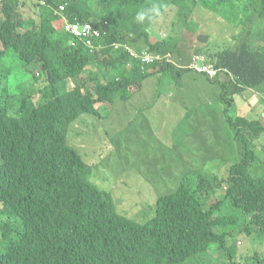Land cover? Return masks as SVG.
Instances as JSON below:
<instances>
[{"label":"trees","instance_id":"obj_1","mask_svg":"<svg viewBox=\"0 0 264 264\" xmlns=\"http://www.w3.org/2000/svg\"><path fill=\"white\" fill-rule=\"evenodd\" d=\"M36 1L43 11L38 25L19 16L20 0H0V214L3 220L6 216L9 222L21 225L13 239L0 246V264H198L212 243L223 246L229 231L218 229L228 224L264 239V161L261 175L251 172L256 164L252 146L264 133V123L257 118L264 119V0ZM243 1L245 9L254 8L248 21L261 20L263 24V59L258 53L246 54L247 35H231L227 45L223 37L211 40L216 32L224 34V28L212 32L200 22L198 33L205 34L209 42L195 43L193 50L224 70L214 79L190 74L187 67L175 68L163 58L142 66L127 52L110 46L91 51L78 40L71 46L70 36L51 26L55 9L64 3L68 18L90 21L105 32L101 42L127 43L159 54H179V50L182 54L183 44L179 42L177 49V39L152 41L149 23H135L136 12L153 4L170 5L169 16L182 17L183 25L199 9L226 21L230 18L225 13ZM14 59L33 64V69L40 71L25 81L15 97L12 89L18 90V77L10 70ZM149 69L189 76L197 88H204L201 96L214 95L222 104L224 120L205 111L201 114L205 119L200 123L194 120L197 125L185 134V142L197 148V154L189 148L171 150L169 165L162 158L151 160L140 155L145 163L138 168L140 174L131 167L129 170L148 183L150 187L144 184L155 192L156 200L153 215L136 223L127 212L117 210L110 193L113 183L107 186L92 169L103 165L107 155L92 159L91 166L73 144L75 148L67 144V132L83 114L99 118L97 102L127 100L152 74ZM207 85L218 87V92ZM236 97L245 101L248 110L231 116L228 112L235 111ZM222 125L240 143L239 160L232 163L227 156L218 170L220 177L189 169L190 161L207 153L209 139L202 127L216 134ZM222 183L226 190L208 204ZM141 212L136 214L137 220ZM227 257L232 263L235 252Z\"/></svg>","mask_w":264,"mask_h":264},{"label":"rangeland","instance_id":"obj_2","mask_svg":"<svg viewBox=\"0 0 264 264\" xmlns=\"http://www.w3.org/2000/svg\"><path fill=\"white\" fill-rule=\"evenodd\" d=\"M35 3L36 0H20L19 16L38 20L39 8ZM243 4L244 1L236 3L234 10L225 13L231 20H236L237 17L243 18L248 12L243 25L233 24L230 26L229 32L232 36L235 34L236 37L247 35L249 44L245 49L246 54L254 56L255 53H258L263 59V45H255L253 41L256 35L263 31V24H261V20L248 21L253 17L254 8L245 9ZM170 10L171 6L166 5L156 24L149 23V35L156 34L159 29L167 32L172 26H181L183 18H171ZM197 24L194 34L189 35V40L195 43L209 42L205 34L198 33L200 21H194L192 26L195 27ZM55 25L59 28L57 23ZM207 27L211 28L210 23L207 24ZM218 37L221 36L216 32L211 40ZM181 38H185V36H181ZM232 43L236 44L237 41ZM175 45L178 49L180 43ZM177 52L180 54L179 50ZM194 53L197 52L193 51L191 56ZM7 64L8 60L3 62L4 67ZM33 67V64L26 65L19 59H14L11 62L10 70L13 76L18 77V90L12 89L13 97L22 91L25 81L31 75H38L40 71L34 70ZM149 71L152 74L142 82L141 89L130 93L127 100H114L112 103H115L116 106L113 108L108 107L112 103L97 102L95 107L100 113L99 118L83 114L80 117L84 116V118L75 122L72 127L70 126V130L68 129L67 132V144L73 148L76 147L75 149L88 164L91 165L90 162L96 157L107 155L103 165L96 168L91 165L92 169L96 170V177L107 186L113 183L110 193L117 210L119 212L124 210L127 212L128 218L139 223H143L153 215L156 194L154 191L148 190V183L143 182L140 176L130 171V167L140 174L138 168H143L145 164L140 155H146L151 160L162 158V162L169 165L171 150L177 152L189 148L193 154H197L198 149L185 142V134L194 130L197 122L200 123L199 120L205 119L201 115L204 111L209 112L212 117L224 120L222 104L217 102L214 95L211 98L205 95L201 96L204 93V88H197L194 81H188L189 76H176L170 70L156 72L154 69H149ZM85 73H89V70L86 69ZM15 83L16 81L12 82L14 88ZM153 84L159 91L161 100L150 99L152 96L150 88ZM181 84L183 86H180ZM66 86L67 89H70L72 83L68 80ZM206 87L216 90L213 85ZM247 110L248 106L245 101L236 97L235 111L228 112V114L239 116ZM10 115H13L12 112ZM246 116L251 117V115ZM257 118L263 122V118L259 116ZM202 130L205 137L209 139L207 153L202 158L190 161L187 167L198 169L203 175L220 177L218 170L226 162L227 156H231L232 163L239 160L240 143L226 125H222L216 134L205 127H202ZM159 143L164 146L161 147ZM252 150L256 164L254 163V170L251 172L254 175H261L264 161V133L255 140ZM168 172L167 177L171 175L170 170ZM88 180L95 184L90 178ZM95 185L103 190L99 185ZM225 190L226 184L222 183L221 187L217 189L216 195L211 196L208 204L216 201ZM141 210L140 218L137 220L136 214ZM0 216L1 224L3 215L0 214ZM218 230L229 231L224 237L223 246L219 247L220 242L212 243L208 255L199 260L198 264H264V239L257 238V235L248 236L230 224ZM1 241H3V236L0 229ZM234 252L233 262L228 263L227 255H233Z\"/></svg>","mask_w":264,"mask_h":264},{"label":"clouds","instance_id":"obj_3","mask_svg":"<svg viewBox=\"0 0 264 264\" xmlns=\"http://www.w3.org/2000/svg\"><path fill=\"white\" fill-rule=\"evenodd\" d=\"M35 4L39 8L38 20H35L33 18H28V19L31 20L34 25H38L41 21V16L43 14V11L40 8L37 1ZM54 13H55V14H53L54 18L51 20V26L53 28H57L55 25V23H57L59 25V28L61 29V31L70 36L69 43L71 44V46H75L77 40L82 41L83 44L87 48H89L91 51H93V50L99 51V50L105 48L106 46H110L115 51L122 50V51L127 52L129 57H130V55H129L128 51L126 49H124V45H127L129 48H131L133 50H137V49L133 48L130 44H127V43L112 42L110 44H106L105 42H101L100 39L104 36L105 32L102 31L99 27L95 26L90 21H82V20L78 19L77 17H73L72 19L68 18L66 13H65V4L64 3L59 4L58 7L55 9ZM161 15H162V6L153 4L150 7L142 8V9L138 10L135 14L134 21L137 24L145 25L146 23H151L153 21L158 20L161 17ZM66 23H78L80 25H82L84 23H89L94 29H96L98 31L99 34L98 35L90 34L88 36H76V35H74V34H72L69 31L64 29V25ZM150 36H152V35H150ZM142 49H145V48H142ZM151 53L159 54L156 52H151ZM164 54H166L170 57L169 61H167V59L163 58L166 60V62H170L175 68H182V67H179L173 63V61H172V55L173 54L172 53L161 52L160 55L163 56ZM197 54L203 55L205 57V59L207 60L206 55H204L203 53H197ZM130 59H131V57H130ZM151 64H153V63H151ZM145 65H149V64H145ZM145 65H142V66H145ZM129 66H130V63H127V67H129ZM184 68H186V66H184ZM191 73L196 74L192 71H191ZM140 89H141V87H140ZM128 90H129V92L131 91V89H128ZM263 100H264V95H263ZM263 123H264V119H263ZM136 223H138V222H136ZM4 224L7 225V228H4ZM0 229L2 231V236H3V241L0 242V246H4L8 240L13 239L16 231L17 230L19 231L21 229V225L9 222L8 217L5 216L3 222L0 224Z\"/></svg>","mask_w":264,"mask_h":264},{"label":"crops","instance_id":"obj_4","mask_svg":"<svg viewBox=\"0 0 264 264\" xmlns=\"http://www.w3.org/2000/svg\"><path fill=\"white\" fill-rule=\"evenodd\" d=\"M245 20L246 19L244 16L243 18L237 17L236 20L226 19V21H224L222 18L214 16L211 13V11L207 9H203V10L199 9V10L193 11V13L188 17V20L184 25L181 24V26L180 25L172 26L167 32H163V31L158 32L150 36V39L152 41H161L164 39L166 42H173L177 39L178 43L182 42L183 44L182 54L180 55L173 54L172 61L175 65L179 67H184L188 65L190 58H191V54L194 51L193 48L196 47L195 42L189 40V35L194 34V31L199 24L198 23L195 27H193L192 25L194 21L195 22L200 21L203 23V25H207L208 23H210L212 32H216L218 30V27L224 28L225 33L223 34L222 32L221 37H223L225 40L226 39L229 40L231 39V33L229 32L230 26L233 24H236L237 26L238 25L241 26ZM181 36H185V38H181ZM227 40H226L227 45H229ZM253 41L255 45H259V46L263 45V31L259 32ZM187 47L190 49H188ZM189 81H191V79H189ZM180 86H183V84H181ZM218 89L219 88L217 87L216 89L217 92H218ZM150 93L152 95L150 99H153L155 96H159V91L157 90L154 84L150 88ZM159 99L160 98L157 97L154 100L158 101Z\"/></svg>","mask_w":264,"mask_h":264},{"label":"built area","instance_id":"obj_5","mask_svg":"<svg viewBox=\"0 0 264 264\" xmlns=\"http://www.w3.org/2000/svg\"><path fill=\"white\" fill-rule=\"evenodd\" d=\"M64 29L76 36H88L90 34H99L98 31L94 29L89 23H84L82 25L78 23H66L64 25ZM124 49L128 51L132 59L139 60V63L142 65L154 63L160 58H165L167 59V61L170 60V57L166 54L162 56L160 54L151 53L146 49L133 50L127 45H124ZM186 67L190 71L196 74H204L210 79L217 78L224 72V70H221V68L216 67L213 63L207 61L203 55L197 53H194L191 56L190 61Z\"/></svg>","mask_w":264,"mask_h":264},{"label":"bare ground","instance_id":"obj_6","mask_svg":"<svg viewBox=\"0 0 264 264\" xmlns=\"http://www.w3.org/2000/svg\"><path fill=\"white\" fill-rule=\"evenodd\" d=\"M163 8H166V6H163L162 9H163ZM170 11H172V10H170ZM169 146H170V145H169Z\"/></svg>","mask_w":264,"mask_h":264}]
</instances>
